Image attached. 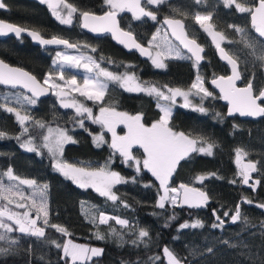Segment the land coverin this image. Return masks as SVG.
Returning a JSON list of instances; mask_svg holds the SVG:
<instances>
[{
	"label": "trees",
	"instance_id": "obj_1",
	"mask_svg": "<svg viewBox=\"0 0 264 264\" xmlns=\"http://www.w3.org/2000/svg\"><path fill=\"white\" fill-rule=\"evenodd\" d=\"M141 1L146 11L155 13L156 20L150 17L137 20L129 11H123L118 13L122 27L146 45L162 16L180 17L188 34L204 46L203 62L196 66L193 59L167 58L166 67L157 68L135 52L126 51L109 36L95 37L82 29L81 13L107 10L105 0H66L77 9L71 25L60 23L41 0H4L7 7L0 9V17L33 28L44 36L56 35L74 42L103 64L133 62L138 76L150 83L189 89L199 74L212 96L201 99L191 95L194 106L188 108L175 104L169 126L192 139L211 143L214 148L211 155L193 152L181 160L169 184L196 186L208 194L209 203L203 209L173 206L169 202L160 208L157 204L159 186L151 172L143 168L137 172L132 161L125 162L111 147L112 134L108 131L104 133L105 143L98 147L91 132L98 131L100 126L81 119L73 109L58 105L52 95L37 100L35 105L21 104L24 113L31 117L24 125L18 122L15 113L7 112L0 103V132L5 134L0 138V174L11 167L17 176L35 180L39 185L46 184L49 212L48 226L41 223L45 227V237L30 236L14 228L4 241H0V248L7 250L0 253V264H66L62 248L52 243L62 245L66 237L101 246L102 255L93 257L88 264H167L164 247H168L182 264H264V209L258 207L264 204V117L240 119L226 114L225 105L208 81L216 74L228 73V67L217 57L210 36L190 18V13H212L211 24L226 38L222 45L237 60L242 80L251 81L255 92L264 86V61L256 58L264 51V42L254 34L249 13L239 12L234 5L225 6L223 0H200L199 3L197 0H164L155 6ZM236 1L249 7L257 2ZM236 29H242L244 34ZM248 44L256 49L255 54ZM51 52L52 49L33 45L24 36L0 39V58L25 68L40 80L53 70ZM8 90L0 87V92ZM86 102L95 107L141 114L144 124H151L161 116L153 96L129 92L115 81L109 82L102 102ZM200 103L206 112L195 110ZM80 119L84 122L83 127L79 124ZM36 122L66 127L71 133L73 139L64 144L62 160L119 172L127 181L112 189L119 199L112 201L91 187L80 188L58 172L47 148L43 147L44 128ZM24 128H27L26 132ZM118 130L127 131V127L121 124ZM29 138L38 152L21 147ZM196 146L206 145L198 143ZM237 149L247 153L242 157L244 160L254 161L257 165L253 176L260 183L255 188L243 184L238 175ZM132 152L137 159L144 158L140 146H134ZM201 175L207 177L203 183L196 179ZM233 180L236 182L232 183ZM245 200L253 203L247 204ZM238 204L241 219L232 222L230 216ZM101 212L127 220L129 225H120L115 219L102 224L98 220ZM224 212L229 216H224ZM173 216L175 219H170ZM217 216L224 221L223 227H213L220 223ZM197 220L203 227L180 228L181 224H192ZM53 224L65 227L70 235L56 231L51 227ZM140 229L149 232L143 241L138 240ZM97 234L104 239H98ZM10 241L16 243L10 244Z\"/></svg>",
	"mask_w": 264,
	"mask_h": 264
},
{
	"label": "snow or ice",
	"instance_id": "obj_2",
	"mask_svg": "<svg viewBox=\"0 0 264 264\" xmlns=\"http://www.w3.org/2000/svg\"><path fill=\"white\" fill-rule=\"evenodd\" d=\"M52 10L53 15L60 23L65 25L72 24V16L77 9L71 4H68L66 0H41ZM148 5H160L164 0H146ZM200 0H197L199 3ZM105 3L109 7V11L105 12L102 16H97L91 12H82V27L90 29L94 33L111 32L120 43L124 44L129 49H138L141 54L152 58V63L157 68H165L166 65L163 63L161 57L164 53L157 52L155 56L149 51L148 48L136 43L135 38L130 32L122 31L118 26L116 19L119 12L129 10L133 13L135 19L139 20L141 17H150L152 20H156L155 13L146 11L141 6V0H105ZM225 6L235 8L241 13H250L252 26L255 32L260 38H264V0H258V5L255 8L246 7L243 4L236 3V0H223ZM7 5L4 0H0V9L6 8ZM67 9V15L62 16L60 9ZM212 19V13L207 15L196 14L195 20L200 26L212 37L221 57L231 65V75L219 76L214 78L211 83L216 85L222 93V98L229 101L230 108L229 113H240L250 117H264V90L259 91L258 95L254 94L252 82L249 81L247 86L239 88L236 86V82L241 79L239 66L237 61L230 55L227 54L224 48L221 47V42L225 40L222 33L213 30L212 25L209 23ZM164 23L171 28V35L179 41L184 49H187L191 53L188 57L180 56L179 49H174L170 42L165 41V48L169 56L175 51L177 58L193 59L196 66L199 65L203 56V48L197 44L196 40L189 39L187 33L184 31V24L182 20L178 19H165ZM243 33L242 29H236ZM27 33L34 41H37L41 45H64L66 48L75 49L78 46L73 43H69L66 39L61 38H50L45 39L37 31H29L28 29L19 27L17 25L7 23L0 20V35L14 34L17 38H20L23 33ZM159 30L153 35L152 40L149 41V47L152 46V41L157 39ZM123 37V39H121ZM160 47L159 44L156 45ZM248 47L252 49L255 54L256 49L252 44H248ZM92 51H95L93 49ZM258 60L264 61V51L256 57ZM53 65L59 66V72L56 78H53V74L49 72L43 84L36 79L31 73L24 71L21 68H15L6 64L3 60H0V84L11 85L15 88L17 85L22 86L23 89H27L30 95H23L16 97L17 104H28L35 105L37 98L44 95L49 89H55L56 95L61 97V105L64 108H74L76 113L79 115L87 114L89 119H92V109L85 107L83 104L78 103L74 98L66 101L65 98L69 97L72 93H78L80 96L86 97L87 100L102 102L106 90L108 88L109 81L118 82L121 87L125 88L129 92H143L149 96L157 98V107L160 109L162 115L160 119L153 122L150 126H146L142 123L141 114L129 115L126 112H118L115 108L100 107L99 116H97L93 122L100 124L103 128H106L112 134L111 147L119 152L124 158V161H132L134 166L139 172L141 168L149 170L154 177L159 181L160 187L163 189V195L160 196L158 206L160 208L165 207V202H170L173 206L178 203L183 206L187 205L191 208L205 207L209 202V197L206 192L201 191L199 188L189 187L187 184H180L179 187H169V180L173 173L176 171L179 162L193 152L205 153L208 155L212 154L214 145L207 143L203 140H196L190 138L184 132L174 131L169 126V121L172 116V106L175 104L177 97H183V107H192L189 100L191 90L195 89V95L200 96L203 94L202 99L212 96L204 86L201 77L198 75L196 81L192 84L189 91H183L180 88H169L167 85L163 86V89L152 86H141L135 79L134 75H118L105 68H102L100 64L91 56H70L65 52H57L56 59L53 60ZM71 68H83L85 72L89 73L83 80V84H79L76 77L73 76L70 80H65L64 69L65 66ZM56 80L60 82L57 83ZM47 86V87H45ZM7 100L8 97H5ZM163 102V103H162ZM7 112L15 113L16 119L21 125H24L26 121L31 119L28 115H21L16 108L3 106ZM196 111L206 112L204 107H196ZM39 124V122H36ZM83 120H80L79 124L83 127ZM123 124L127 127V133L123 136H119L116 133V127ZM40 127H44L43 124H39ZM24 132L27 128L23 129ZM48 136L44 137L43 147L48 149L49 154L55 159L54 167L63 176L73 181L80 188H94L101 196H105L112 201H117L119 198L113 193L112 189L115 185L121 183H127L123 177L117 172L106 171L104 167L95 170H88L82 167H76L75 165L62 163L59 159L63 153V146L65 143L72 140V137L68 136L64 130H57L56 135L53 137V129L48 128ZM5 134L0 132V138L4 137ZM94 143L99 147L105 143L103 134L93 137ZM201 143L206 146L197 147L196 145ZM140 146L144 152V158L142 160L137 159L132 152L134 146ZM21 147L26 148L30 152H38V149L33 145L32 139L29 138ZM247 153L243 149L236 150V162L240 165L238 175L245 185L249 184L251 175L257 171V165L254 162L249 161L248 163L241 164L242 157L246 156ZM4 176H7L9 180L17 181L15 185H5L4 181L0 179V229H4L5 233H0V241L6 239V233L13 231L11 224L5 223L4 218L8 221H14L15 225L19 226L18 230L20 233H24L37 238L45 237V227H38L37 220L43 219V224L48 226L49 212L47 210V185H37L35 180L24 179L21 180L19 176L14 175L13 169L9 167ZM214 175V174H213ZM199 182L203 183L206 176H198L196 178ZM236 181L233 180L232 183ZM260 183L256 180L251 186L256 187ZM25 184L32 186L38 193L40 203H37L35 198L32 199L30 205L24 203L16 204L19 209L24 211H10L9 205L14 203L13 199L9 197H15L19 200H25L19 191V185ZM7 194V195H6ZM247 204H252L251 200H245ZM125 207L128 205L125 204ZM259 208L264 209V204H259ZM32 209H35L36 216L33 218L31 215ZM215 215V211H214ZM224 216H229L228 212L223 213ZM220 221L219 224H214L213 227H223L224 221L220 220V217H216ZM110 219H115L120 225H129V222L120 218H113L106 216L104 213H100L98 220L100 223H107ZM175 219V217H170ZM241 219V209L238 204L235 208L234 214L230 216L232 222H236ZM96 222V219H93ZM56 231L70 235L65 227L60 225H51ZM197 228L203 227L201 221L197 220L192 224H181L180 228ZM149 236V232L145 229H140L138 233V240L143 241ZM97 238L103 240L102 235L97 234ZM16 241H10V244H15ZM52 243L57 248L62 247L63 259H66V264H88L93 257H99L103 253L101 248H92L88 245L76 244L69 240L63 246L57 244L55 241ZM137 243V241H133ZM209 252L212 249H208ZM7 250L0 248V253H6ZM164 254L168 258L169 264H182L181 260L178 259L172 251L167 247L163 249ZM158 259V258H157Z\"/></svg>",
	"mask_w": 264,
	"mask_h": 264
},
{
	"label": "rangeland",
	"instance_id": "obj_3",
	"mask_svg": "<svg viewBox=\"0 0 264 264\" xmlns=\"http://www.w3.org/2000/svg\"><path fill=\"white\" fill-rule=\"evenodd\" d=\"M146 1V0H145ZM236 3H239V2H237L236 1ZM106 4V3H105ZM141 6H143V3H142V1H141ZM245 6V5H244ZM106 7H107V9H109V7H108V5L106 4ZM246 7H248V6H246ZM51 10V9H50ZM52 11V10H51ZM67 9H65V8H61L60 9V13H61V15L62 16H66L67 15ZM124 11H129V10H124ZM132 15H133V13L131 12V11H129ZM120 13V12H119ZM53 14V13H52ZM196 14H201V15H207L208 13L206 12V13H204V12H191L190 13V18L192 19V20H195V16H196ZM134 16V15H133ZM196 21V20H195ZM197 22V21H196ZM209 23L211 24V22L209 21ZM197 24H198V26L200 27V28H202L201 26H200V24L197 22ZM212 25V24H211ZM212 27H213V30L214 31H216V32H219V31H217L215 28H214V26L212 25ZM203 29V28H202ZM158 30H159V35L157 36V39L155 40V41H152V46L151 47H149V41H151L152 40V37H153V35L154 34H156L157 32H158ZM204 30V29H203ZM205 31V30H204ZM206 32V31H205ZM221 33V32H220ZM209 35V34H208ZM210 36V35H209ZM210 38H211V40H212V37L210 36ZM165 41H168V42H170V44H171V46L174 48V49H179V51H180V56H182V57H186L187 56V54L184 52V51H182L171 39H170V37L168 36V34H167V32H166V30H165V28L162 26V24L161 23H158L157 25H156V28H155V30L153 31V33L151 34V36H150V38L147 40V43H146V45L148 46V48H149V50H150V52L152 53V55L153 56H155V54L159 51V52H162V53H164V56H162L161 57V59H162V61H163V63L165 64V60L167 59V58H177L176 57V55H175V51H173V53H172V55L171 56H169L168 55V53H167V51H166V48H165ZM224 41H226V38H225V40ZM224 41H222L221 42V45H222V43L224 42ZM212 42L214 43V41L212 40ZM157 44H159L160 45V47L159 48H157L156 47V45ZM214 45H215V43H214ZM57 52H65L66 54H68V55H70V56H79V55H84V56H91V57H93L99 64H100V66L102 67V68H105V69H107L108 71H111V72H113V73H115V74H118V75H123V74H128V75H134V77H135V79H136V81L141 85V86H152V85H155L156 87H158V88H161V89H163V86L164 85H157V84H154V83H150V82H148L147 80H144V79H142V78H140L139 76H138V74H137V72L135 71V63H133V62H124V63H121V64H113V63H111V62H108L109 64L107 65V64H103L102 63V60H99V59H97V58H95L90 52H87V51H82V50H76V51H70V50H67V49H62V48H60V49H54V50H52V52H51V55H52V65H53V60L54 59H56V53ZM147 60L154 66V67H156L153 63H152V58L151 57H149L148 56V58H147ZM111 63V64H110ZM262 67H263V71H264V63L262 64ZM59 72V66L58 65H53V70H52V74H53V78L55 79L56 78V76H57V73ZM47 75V74H46ZM46 75L42 78V81L45 79V77H46ZM86 75H89V73H87V72H85V70L84 69H82V68H79V69H77V68H71L70 66H65V69H64V77H65V80H70L73 76H75L76 77V80H77V82L79 83V84H83V80H84V77L86 76ZM199 74H197L196 75V78H197V76H198ZM200 76V75H199ZM201 77V76H200ZM196 78L194 79V81H193V83L196 81ZM201 79H202V81H203V86L209 91V92H211L210 91V89L205 85V83H204V80H203V78L201 77ZM56 82L57 83H59L60 81L59 80H56ZM109 82H111V81H109ZM109 82H108V84H109ZM118 83V82H117ZM192 83V84H193ZM119 84V83H118ZM120 85V84H119ZM121 86V85H120ZM192 86V85H191ZM169 87V86H168ZM169 88H180V87H169ZM125 89V88H124ZM181 90H183V91H189L190 89H191V87L189 88V89H183V88H180ZM126 90V89H125ZM56 91L57 90H55V89H52V97H53V99L58 103V105H60V106H62L61 105V97H58L57 95H56ZM195 92H196V90L195 89H192L191 90V94H190V96H189V100H190V102H191V104H192V106H194V102H193V99H192V96L191 95H194V96H197V95H195ZM23 92L21 91V90H8V91H3V92H0V103H2V104H4V105H6L7 107H12V108H16L17 109V111H19L20 113H21V115H27V114H25L24 113V109H23V106L21 105V104H17V102H16V97H19V96H23V95H25V93L24 94H22ZM27 95V94H26ZM202 96H203V94H201L200 96H198V97H200L201 99H202ZM5 97H8V99L6 100L5 99ZM154 97V96H153ZM75 99L78 103H80V104H83L85 107H88V108H91L92 109V119H89L88 118V116H87V114L85 113V114H83L82 116L81 115H79V114H77L76 113V111H75V109L74 108H71V109H73V111L75 112V114L76 115H78V116H80L81 117V119H88V120H91V121H93L97 116H99V109H100V107H102V106H93L92 104H89L88 102H86V97H83V96H80L78 93H72L69 97H67V98H65L66 99V101H69V100H71V99ZM154 99H155V101H156V105H157V98L156 97H154ZM163 103V102H162ZM175 104H178V105H180V106H183V104H184V99H183V97H177L176 98V101H175ZM174 104V105H175ZM174 105L172 106V110H173V107H174ZM198 107H201V103L199 104V105H197ZM63 107V106H62ZM118 112H122V111H118ZM126 113H128V112H126ZM129 115H137V114H131V113H128ZM161 115H162V113H161ZM161 117V116H160ZM80 119V120H81ZM152 124V123H151ZM151 124H145L146 126H150ZM99 126H100V128H99V130L98 131H95V132H91V135H92V139H93V137H95V136H98V135H101V134H103V138H104V140H105V135H104V133H105V131H108L106 128H103L100 124H98ZM44 129H43V142H44V137L45 136H48V128H51V129H53V133H52V136L54 137L55 135H56V132H57V130H64L66 133H67V135L68 136H70V137H72V135H71V133L68 131V129L66 128V127H62V126H58V125H52V124H48V125H45L44 127H43ZM108 132H110V131H108ZM111 133V132H110ZM116 133H117V135H119V136H123V135H125L126 133H127V131H123V132H120L119 130H118V126L116 127ZM72 139H73V137H72ZM28 141V140H27ZM94 141V140H93ZM33 142V141H32ZM25 143V142H24ZM96 144V143H95ZM33 145H34V143H33ZM48 150V149H47ZM52 157V156H51ZM59 159H60V161L62 162V163H68V164H72V165H75L76 167H82V168H86V169H88V170H95V169H99V168H90V167H85V166H82V165H78V164H75V163H71V162H66V161H64V160H62L61 159V156L59 157ZM52 161H53V166H54V164H55V159L52 157ZM250 160H244L243 158L241 159V164H244V163H248ZM251 162H254V161H251ZM255 163V162H254ZM236 164H237V162H236ZM133 165H134V163H133ZM237 166H238V168H240V165L239 164H237ZM55 168V167H54ZM7 171V170H6ZM5 171V172H6ZM106 171H112V172H117V171H114V170H106ZM5 172H3V173H5ZM3 173H1L0 174V179H2L3 181H4V183H5V185H15V184H17L18 182L17 181H12V180H9L8 178H7V176H4L3 175ZM117 173H119V172H117ZM254 173V172H253ZM253 173H252V175H251V179H250V181H249V184L248 185H252L257 179L253 176ZM120 174V173H119ZM152 174V173H151ZM15 175V174H14ZM17 176V175H16ZM120 176L121 177H123L121 174H120ZM20 177V179L21 180H24V179H28V180H32V179H30V178H26V177H21V176H19ZM124 178V177H123ZM155 178V180L157 181V183H158V186H159V194H158V198H157V204H158V201H159V198H160V196L161 195H163V189L160 187V183H159V181L156 179V177H154ZM37 185H39V184H37ZM257 186V185H256ZM169 187L170 188H172V187H177V186H173V185H170L169 184ZM92 189H94V188H92ZM95 190V189H94ZM19 191H20V193L24 196V197H27V199H25V200H19V199H17V198H15V197H9L10 199H13L14 200V203L13 204H11V205H9V209H10V211H24V209H19V208H17L16 207V204H18V203H24V204H26V205H30L31 204V201H32V199L33 198H35L36 200H37V203L39 204L40 203V201H39V195H38V193L34 196V192H36V190L32 187V186H29V185H25V184H20L19 185ZM7 195V194H6ZM46 196H47V192H46ZM168 201H166L165 203H167ZM170 203V202H169ZM101 213H104L106 216H110L108 213H106V212H101ZM31 215H32V217L34 218L35 216H36V211H35V209H32V211H31ZM117 218H120V217H117ZM120 219H122V218H120ZM4 222L5 223H8V224H11L12 226H13V229L14 228H16L17 230H18V227L19 226H17V225H15V223H14V221H8L7 220V218H4ZM41 223H43V219H42V214H41V219H38L37 220V226L38 227H43L42 226V224ZM0 233H5V230L4 229H0ZM7 234L8 233H6V236H7ZM69 240H71V239H69L68 237H66L65 239H64V241H63V243H62V245L61 246H63L65 243H67ZM73 243H76V244H82V245H88L89 247H92V248H101V246H99V245H89V244H86L85 242H80V241H73V240H71ZM62 248V247H61ZM165 248V247H164ZM168 248V247H167ZM102 249V248H101ZM169 249V248H168ZM170 250V249H169ZM171 251V250H170ZM165 255V254H164ZM165 259H166V262H167V264H169V262H168V258H167V256L165 255Z\"/></svg>",
	"mask_w": 264,
	"mask_h": 264
},
{
	"label": "water",
	"instance_id": "obj_4",
	"mask_svg": "<svg viewBox=\"0 0 264 264\" xmlns=\"http://www.w3.org/2000/svg\"><path fill=\"white\" fill-rule=\"evenodd\" d=\"M257 5H258V0H257L256 4H255L252 8H255ZM109 10H110V9H107V10L101 12V13H95V12H91V11H87V12L94 13V14H96L97 16H102L105 12H107V11H109ZM116 19H117V21H118V26H119V28H120L122 31H124V32H130V33L132 34V36L135 38L136 43L142 45V46L145 47V48H148L145 44L141 43V42L135 37V35H134L131 31H129L128 29H126V28H124V27H122V26L120 25V23H119V19H118V14H117ZM165 19H174V20H175V19H178V20H182V21H183V24H184V31L187 33L188 38H189V39H194V40H196L195 38L191 37V36L188 34L184 20H183L182 18H180V17H175V16H162L161 19H160V22H161V24L163 25V27L165 28V30H166L168 36L170 37V39H171V40H172V41H173V42H174V43H175V44H176V45H177L182 51H184L188 56H190L191 53H189L187 49H184L183 46L179 43V41H177V40L171 35V28L168 27V26L164 23ZM0 20H3V21H5V22H7V23H11V24L17 25V26L22 27V28H25V29H28L29 31H37V30H35V29H33V28H30V27H23V26L18 25V24H16V23L10 22V21H8V20H6V19H4V18H1V17H0ZM249 20H250V23H251V25H252V22H251V14H250V13H249ZM80 26H81L82 29H84V30L90 32V33L93 34L95 37L109 36L110 39H111L114 43H116V44H118V45H121L126 51H129V52H135L140 58L147 59V56L141 54V52H140L138 49H135V48L129 49V48L126 47L124 44L120 43V40H118L115 36H113V34H112L111 32L94 33V32H92L90 29H85V28H83V27H82V17H81V20H80ZM37 32H39V31H37ZM253 32H254V34H255L260 40H262V41L264 42V38H260L259 35L255 32V29H254V28H253ZM39 33H40V32H39ZM9 36H12V37H14V38H16V39H19V38H17L14 34H11V33L8 34V35H0V39L6 38V37H9ZM22 36L27 37V38L31 41V43H32L33 45H36V46H38V47H40V48H42V49H60V48H65V49L70 50V51H75V50H78V49H79V46H78L76 43L71 42V41H69V40H68L69 43L76 44L78 47L75 48V49H69V48H66L64 45H41V44H39L37 41H34V40H33V39H32V38H31L26 32L23 33ZM22 36H21V37H22ZM41 36H42L43 38H45V39H50V38H53V37L61 38V39H65V38H63V37L56 36V35H53V36H44V35L41 34ZM121 39H123V37H121ZM66 40H67V39H66ZM196 42H197L198 45H200V46L203 48V52L201 53V55L203 56V59H202L201 62H200V63H202L203 60L205 59V58H204L205 48H204V46H203L202 44H200L197 40H196ZM221 47L224 48L223 45H221ZM224 49H225V48H224ZM225 51H226V49H225ZM226 52H227V51H226ZM215 53H216L217 57H218L222 62H224V63L227 65V67H228V73H226V74H221V73H220V74H216V75L212 76V77L209 79L208 84H209V86H210V87H211V88H212V89H213V90H214V91L220 96L221 102L225 105V112H226V114H227L228 116H237V117H239L240 119H258V118H261V117H250V116H246V115H241L240 113H231V114L229 113V108H230V103H229V101H226V100H224V99L222 98V93L220 92V89H219L216 85L212 84L211 81H212L214 78H217V77H219V76H228V75H231V65L221 57V55H220V53H219V49H217L216 46H215ZM227 54L230 55V53H228V52H227ZM230 56H232V55H230ZM232 57H233V56H232ZM233 58H234V57H233ZM234 59H235V58H234ZM0 60H3V59L0 58ZM193 60H194V58H193ZM235 60H236V59H235ZM3 61H4L6 64H8V65H10V66H12V67H15V68H21V69H23L24 71L29 72L28 70H26L25 68H23V67H21V66H18V65H16V64L9 63V62H7V61H5V60H3ZM236 61H237V60H236ZM200 63H199V64H200ZM237 63H238V62H237ZM238 66H239V65H238ZM82 69H83V68H82ZM239 71H240V69H239ZM29 73H31V72H29ZM31 74H32V73H31ZM240 74H241V72H240ZM32 75L35 76L34 74H32ZM35 77H36V76H35ZM36 79H37L38 81H40L41 84H43V81H42V80L38 79L37 77H36ZM247 84H248V82H244V81L242 80V74H241V79L238 80V81L236 82V86L239 87V88H244V87L247 86ZM0 87H2V88H6V89H11V90H17V89H18V90H21V91L25 92L26 94L30 95L29 91H28L27 89H23L22 86H20V85H17L15 88H13L11 85H3V84H0ZM45 87H47V86H45ZM261 90H264V87H262L259 91H261ZM253 91H254V89H253ZM259 91H258L257 93L254 92V94H257V95H258ZM51 92H52V90L49 89L44 95L38 97L37 99L47 98V97H49V96L51 95ZM188 186H189V187H195V188H198V187H196V186H192V185H188ZM200 190H201V189H200ZM201 191H203V190H201ZM203 192H205V191H203ZM208 197H209V196H208ZM209 201H210V198H209ZM208 203H209V202H208ZM177 205L180 206V207H182L179 203H178ZM183 207L191 208V207H189V206H187V205H183ZM205 207H206V206H205ZM205 207L195 208V209H203V208H205Z\"/></svg>",
	"mask_w": 264,
	"mask_h": 264
},
{
	"label": "flooded vegetation",
	"instance_id": "obj_5",
	"mask_svg": "<svg viewBox=\"0 0 264 264\" xmlns=\"http://www.w3.org/2000/svg\"><path fill=\"white\" fill-rule=\"evenodd\" d=\"M255 4H256V3H255ZM255 4H254V5H255ZM254 5H253V6H254ZM253 6H251L250 8H252ZM248 7H249V6H248ZM162 26H163V25H162ZM252 27H253V26H252ZM22 37H23V36H22ZM20 38H21V37H20ZM20 38H19V39H20ZM148 49H149V48H148ZM78 50H82V51H84L83 48H79ZM243 81H244V80H243ZM244 82H248V81H244ZM263 87H264V86H263ZM258 91H259V90H258ZM258 91H257V92H258ZM254 92H255V91H254ZM257 92H255V93H257ZM37 100H38V99H37ZM262 103H264V101H262ZM120 125H121V124H120ZM118 126H119V125H118Z\"/></svg>",
	"mask_w": 264,
	"mask_h": 264
}]
</instances>
